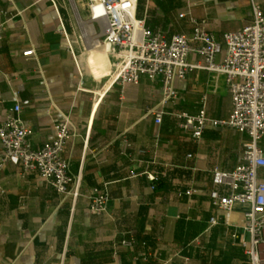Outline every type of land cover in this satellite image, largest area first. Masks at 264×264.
<instances>
[{
	"label": "crops",
	"instance_id": "crops-1",
	"mask_svg": "<svg viewBox=\"0 0 264 264\" xmlns=\"http://www.w3.org/2000/svg\"><path fill=\"white\" fill-rule=\"evenodd\" d=\"M87 1L0 0V124L20 104L17 116L37 150L68 117L73 136L63 156L73 177L69 189L77 192L60 195L11 163L0 167V264H247L233 238L245 209L221 211L210 193L225 194L213 171H232L248 138L208 125L194 141L177 118L203 108L209 120L227 121L223 77L191 70L175 80L177 99L165 105L159 79L114 84L105 26L89 19ZM256 3L264 12V0ZM251 15L248 0H136V17L167 41L191 38V20L204 21L221 45L216 63L225 54L223 34L248 25ZM27 50L33 55L23 57ZM187 61L202 58L192 53ZM153 110L163 112L160 124ZM259 147L264 154V138ZM258 176L264 181V168ZM95 188L109 196L101 215L89 211ZM123 240L133 245L122 247Z\"/></svg>",
	"mask_w": 264,
	"mask_h": 264
},
{
	"label": "built area",
	"instance_id": "built-area-1",
	"mask_svg": "<svg viewBox=\"0 0 264 264\" xmlns=\"http://www.w3.org/2000/svg\"><path fill=\"white\" fill-rule=\"evenodd\" d=\"M248 2L251 22L238 31L223 34L225 54L220 63L215 59L222 52L221 45L206 30L204 21L191 20V38L175 35L167 41L160 33L147 29L144 20L136 17V0H88L87 11L92 22L105 26L103 44L115 59L116 85H137L142 78L159 79L161 105H165L177 99L175 80L183 79L191 70H204L223 77L231 100L227 121L209 120L203 108L196 115L181 113L177 118L180 128L189 132L194 141L200 140L208 125L226 127L247 136L234 169L213 171L214 186L223 187L225 194L214 189L210 200L221 211L229 212L235 207L245 209L240 235L233 238L239 239L247 264H264V181L258 176V171L264 168V154L259 147L264 138V12L256 0ZM193 42L199 46L194 48ZM33 53L27 50L22 56L29 57ZM192 53L198 54L202 63H188ZM20 109L21 105L16 104L5 113L0 124V167L11 163L23 175L43 179L58 194H72L76 198L77 192L71 193L69 189L73 177L63 156L73 136L69 118L62 116L54 127L52 140L33 150L28 145L31 130L17 116ZM150 114L155 124L161 123V110L150 111ZM88 199L91 214L106 212L109 202L106 190L92 189ZM216 223L215 218L210 219L211 225ZM120 245L130 248L133 241L123 240Z\"/></svg>",
	"mask_w": 264,
	"mask_h": 264
},
{
	"label": "trees",
	"instance_id": "trees-1",
	"mask_svg": "<svg viewBox=\"0 0 264 264\" xmlns=\"http://www.w3.org/2000/svg\"><path fill=\"white\" fill-rule=\"evenodd\" d=\"M154 180H155V178H154ZM154 180H153V181H154Z\"/></svg>",
	"mask_w": 264,
	"mask_h": 264
}]
</instances>
